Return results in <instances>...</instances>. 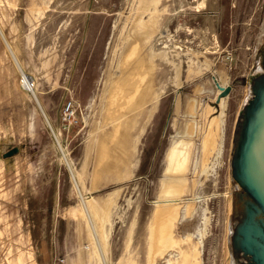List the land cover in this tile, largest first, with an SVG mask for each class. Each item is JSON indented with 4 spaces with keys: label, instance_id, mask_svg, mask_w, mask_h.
Segmentation results:
<instances>
[{
    "label": "rangeland",
    "instance_id": "374dc122",
    "mask_svg": "<svg viewBox=\"0 0 264 264\" xmlns=\"http://www.w3.org/2000/svg\"><path fill=\"white\" fill-rule=\"evenodd\" d=\"M137 4L0 0V264L227 263L229 159L264 48V0H160L144 48L165 54L157 90L130 119L121 165H99L104 80ZM181 140L187 181L164 222L170 242L153 254L166 153Z\"/></svg>",
    "mask_w": 264,
    "mask_h": 264
},
{
    "label": "bare ground",
    "instance_id": "6f19581e",
    "mask_svg": "<svg viewBox=\"0 0 264 264\" xmlns=\"http://www.w3.org/2000/svg\"><path fill=\"white\" fill-rule=\"evenodd\" d=\"M159 1L138 0V4L136 5L137 14L129 30H127L128 32L126 31L125 43L121 52H119L120 54L117 57L116 65L114 64L115 69L105 76L101 94L104 130H102V138L98 140V144L96 143L97 159L95 162L99 165L113 166L116 168L121 165L124 159L121 156V151H124L122 150L124 148H122V145L126 141V133L131 127L130 119L139 113L142 107L148 102L153 90L156 89L154 87V77L156 76L157 68L165 59V54L154 53L151 47L148 49L151 53H145L144 48L149 45L152 33L156 29L157 21H159L157 10ZM144 14L148 15L147 20L144 19ZM211 135L208 134L204 141L203 146L206 149L214 143L212 140L213 135ZM190 141L181 140L169 147L166 153L167 165L164 174L168 177L163 181V199L165 198L164 202L167 203L162 204L156 210V215L159 217L156 218L159 219V222H155L156 220L153 221L157 224H155L156 230L154 232L151 230L150 234V253L154 254L157 251L163 250L170 242L171 232L167 229L164 222L171 225V222L178 215L179 200L181 199L183 187L187 181L185 177L189 153L187 145ZM167 198H172L176 202L169 203V200H166ZM93 210L92 212L94 214ZM102 214L104 213L102 212ZM155 226L153 225V227ZM186 258L188 257H184L179 264H187ZM194 264L198 263L196 262Z\"/></svg>",
    "mask_w": 264,
    "mask_h": 264
},
{
    "label": "water",
    "instance_id": "95a60500",
    "mask_svg": "<svg viewBox=\"0 0 264 264\" xmlns=\"http://www.w3.org/2000/svg\"><path fill=\"white\" fill-rule=\"evenodd\" d=\"M229 168L234 182L226 264H264V48L237 120Z\"/></svg>",
    "mask_w": 264,
    "mask_h": 264
},
{
    "label": "built area",
    "instance_id": "2783aa9c",
    "mask_svg": "<svg viewBox=\"0 0 264 264\" xmlns=\"http://www.w3.org/2000/svg\"><path fill=\"white\" fill-rule=\"evenodd\" d=\"M63 114L64 116H68V117H71V115L73 114V104L72 102L68 101L65 106H64V109H63Z\"/></svg>",
    "mask_w": 264,
    "mask_h": 264
}]
</instances>
